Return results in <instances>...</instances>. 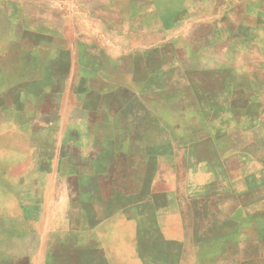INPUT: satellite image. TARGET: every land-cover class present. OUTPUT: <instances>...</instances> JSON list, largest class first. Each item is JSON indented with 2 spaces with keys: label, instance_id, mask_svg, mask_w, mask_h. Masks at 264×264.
<instances>
[{
  "label": "rangeland",
  "instance_id": "1",
  "mask_svg": "<svg viewBox=\"0 0 264 264\" xmlns=\"http://www.w3.org/2000/svg\"><path fill=\"white\" fill-rule=\"evenodd\" d=\"M2 3L0 248L4 230L11 229L12 239L20 242L30 233L31 218L46 216L50 230L58 217L53 185L40 183L48 155L39 146L45 106L31 94L25 96L30 90L23 84L32 75L21 68L37 28L29 19L9 21ZM47 6L44 15L58 22L57 10ZM82 18L77 15L72 22L79 31L85 30ZM42 24L38 28L51 34L54 23ZM200 30L173 45L171 69L144 70L138 79L142 84L112 96L107 104L118 115H86L83 120L77 103L70 108L68 119L77 131L92 123L90 130L98 134L113 127L129 133L123 152L100 151L102 162L97 165L93 157L92 168L78 170L80 177L92 175L90 181L60 185L75 192L98 189L108 197L107 207L123 210L122 234L114 233L117 244L109 238L108 264H264V53L257 51H264V38L246 53L227 38H220L218 46L210 27ZM54 35L48 45L62 46L63 39ZM233 62L235 79L223 76L217 85L213 65ZM53 67L63 69L57 62ZM59 104L56 112L63 115L66 103ZM62 122L59 117L58 127ZM60 153L78 152L61 148ZM52 242L64 243L62 237ZM85 257L76 256L78 263H71L67 253L47 252L40 262L35 256L5 262L2 253L0 264H87Z\"/></svg>",
  "mask_w": 264,
  "mask_h": 264
},
{
  "label": "crops",
  "instance_id": "2",
  "mask_svg": "<svg viewBox=\"0 0 264 264\" xmlns=\"http://www.w3.org/2000/svg\"><path fill=\"white\" fill-rule=\"evenodd\" d=\"M0 1L6 6L5 14L9 21H35L37 29L32 32L31 45L25 47L26 60L21 67L23 73L29 71L32 77L23 85L30 90L25 96L30 97L31 94L30 98L41 101L45 106V115H41L39 126V146L48 155L40 183L46 184L49 180L53 185L51 193L58 199L54 205L58 216L54 228L47 229L44 223L46 216H37L35 220L30 217V233L20 242L12 239L15 234L11 229L4 230L0 256L3 253L5 262L17 257L27 261L30 256H35L38 262L47 252L51 255L67 253L71 263H78L76 256L84 255V263L108 264L109 238L117 244L119 236L114 233L122 234L123 226L120 224L123 221L120 217L124 216L123 210L113 208L111 204L107 207L108 197L98 189L75 192L60 185L90 181L92 175L80 177L78 170L92 168L93 157L97 165L102 162L100 151L107 153L117 149L123 152L129 133L124 129H113L114 121L109 132L98 134L96 129L90 130L92 123L86 126L88 129L79 127L77 131L76 123L68 119L70 108L77 103L75 108L82 111L83 120L86 115H118L107 104L112 96L120 95L119 92H131L135 85L142 84L138 79L144 70L171 69L172 63L168 58L173 45L189 34L201 31V28L210 27L211 38L218 40V46L220 38H227L235 41V48L238 45L240 50L251 53L254 45L258 42L263 44L264 0ZM45 5L52 11L57 10L56 14L61 16L58 22L44 15L42 9ZM29 12L35 18L33 16L32 19ZM77 15L83 17L84 31L72 25ZM49 21L54 23L53 35L39 29L43 26L42 22ZM54 34L63 39L62 46L48 45ZM79 50L82 52L79 53ZM257 51L264 53L261 47ZM56 62L63 66L61 71L53 70ZM220 66L218 63L212 67L217 81L223 76L235 79V62ZM160 84H163L162 80ZM63 101L66 110L59 115L56 111ZM32 111L28 109L29 114ZM59 117L65 121L60 127L57 124ZM88 119L92 121L90 116ZM70 127L76 137L69 132ZM118 143L121 148L116 147ZM61 148H66L67 153L76 150L78 153L63 157ZM94 152L97 156L93 155ZM45 211L42 215L48 214V210ZM30 236L31 241L28 240ZM43 236L47 237V242ZM60 237L64 243L52 242V239Z\"/></svg>",
  "mask_w": 264,
  "mask_h": 264
}]
</instances>
